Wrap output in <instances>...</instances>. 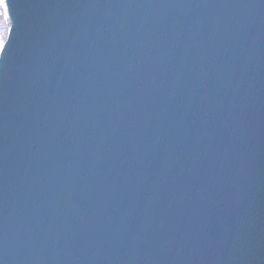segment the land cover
I'll use <instances>...</instances> for the list:
<instances>
[{
    "label": "water",
    "instance_id": "water-1",
    "mask_svg": "<svg viewBox=\"0 0 264 264\" xmlns=\"http://www.w3.org/2000/svg\"><path fill=\"white\" fill-rule=\"evenodd\" d=\"M0 264H264V0H9Z\"/></svg>",
    "mask_w": 264,
    "mask_h": 264
},
{
    "label": "snow or ice",
    "instance_id": "snow-or-ice-1",
    "mask_svg": "<svg viewBox=\"0 0 264 264\" xmlns=\"http://www.w3.org/2000/svg\"><path fill=\"white\" fill-rule=\"evenodd\" d=\"M0 12L4 17V24L0 26V56L7 51V48L11 44V40L8 39L13 34L14 28H10L11 12L9 6V0H0Z\"/></svg>",
    "mask_w": 264,
    "mask_h": 264
},
{
    "label": "rangeland",
    "instance_id": "rangeland-1",
    "mask_svg": "<svg viewBox=\"0 0 264 264\" xmlns=\"http://www.w3.org/2000/svg\"><path fill=\"white\" fill-rule=\"evenodd\" d=\"M4 17H3V14L2 12H0V26H2L4 24Z\"/></svg>",
    "mask_w": 264,
    "mask_h": 264
}]
</instances>
